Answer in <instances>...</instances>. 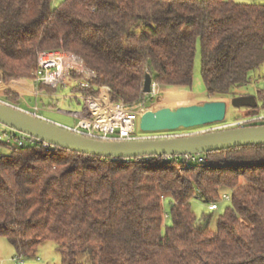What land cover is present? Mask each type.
I'll return each instance as SVG.
<instances>
[{"label": "trees", "instance_id": "1", "mask_svg": "<svg viewBox=\"0 0 264 264\" xmlns=\"http://www.w3.org/2000/svg\"><path fill=\"white\" fill-rule=\"evenodd\" d=\"M52 1L0 0L3 83L31 79L40 52L64 49L97 75L72 91L105 87L113 103L147 107L155 98L142 92L145 74L158 87L188 88L197 47L213 100L244 95L236 90L264 65V3ZM256 93L264 107V90ZM0 97L13 98L5 89ZM0 144L9 147L0 153V236L18 258L53 241L60 264H264V145L199 154V162L102 158L37 139ZM224 188L230 204L211 230L210 215L198 219L190 201L217 203Z\"/></svg>", "mask_w": 264, "mask_h": 264}, {"label": "water", "instance_id": "2", "mask_svg": "<svg viewBox=\"0 0 264 264\" xmlns=\"http://www.w3.org/2000/svg\"><path fill=\"white\" fill-rule=\"evenodd\" d=\"M151 84V76L146 73L142 92L150 93ZM230 103L236 108L250 109L251 116L258 115V102L254 95L235 96ZM226 106L224 100L183 104L174 108L165 106L153 113H143L139 117L138 128L143 132H161L221 123L225 120ZM0 124L48 145L81 154L114 159L197 155L241 146L264 145V124L164 138L101 140L37 117L3 100H0Z\"/></svg>", "mask_w": 264, "mask_h": 264}, {"label": "built area", "instance_id": "3", "mask_svg": "<svg viewBox=\"0 0 264 264\" xmlns=\"http://www.w3.org/2000/svg\"><path fill=\"white\" fill-rule=\"evenodd\" d=\"M31 75V81L36 88L38 85H44L52 90H56L59 85H64L66 80L73 81L78 86L87 87L89 81L97 77L96 73L86 67L80 58L64 49L40 52ZM156 87L155 83L151 84V91L147 94L149 97H154L157 93ZM80 98L83 102V110L75 113L79 121L75 127L70 128L77 133L101 140L164 138L163 136L153 135V133L144 135L136 133L139 117L144 111L142 104L135 107H127L121 101L113 103L110 99L104 98L101 92L97 95L81 93ZM38 110L39 108L35 104L30 113L41 117L37 113ZM260 121H264V114L230 121L226 128L245 126ZM214 130L207 129L202 132ZM19 134L20 136L16 137V135L3 131L0 133V140L10 141L14 139L15 143L20 146L33 144L34 140H36L24 133L19 132ZM186 156H188L190 161H204L203 158L199 157V154ZM222 197L226 200L229 199L228 194H223ZM208 209L216 210L217 203H209Z\"/></svg>", "mask_w": 264, "mask_h": 264}, {"label": "rangeland", "instance_id": "4", "mask_svg": "<svg viewBox=\"0 0 264 264\" xmlns=\"http://www.w3.org/2000/svg\"><path fill=\"white\" fill-rule=\"evenodd\" d=\"M235 2L239 3H257V4H263L264 0H233ZM61 0H53L52 4L57 5L60 3ZM200 64H201V54L200 49L197 47L196 54L194 58V65H193V78H192V84L187 89L191 90V92L195 95V97L191 96H177L174 93H170V89L162 88V87H156V94L154 95L153 102L148 105L147 107H144V114L147 113H153L156 110H158L161 107H177L181 104H186L193 102L194 100H201L203 102L205 101H212L213 98L209 97L206 93V89L201 77L200 73ZM264 74V65L261 66L257 71H255L252 74V81L247 86L241 87L236 90L237 93H241L244 95H254L257 98V89H263L264 90V79L262 78V75ZM1 85V84H0ZM76 85L75 82L66 80L64 85H59L56 90H52L54 94H56V98L54 100H58L57 102V109L61 110H70L67 109L66 106L68 102H70L69 99L66 97L70 94V91H72V86L74 87ZM91 84L88 83V88ZM82 87V86H81ZM0 89H4L0 87ZM45 91V89L43 90ZM73 92V91H72ZM85 94V93H84ZM42 98V97H41ZM43 99V98H42ZM226 102V114H225V120L221 123H213L206 126L201 127H193V128H179L177 130L173 131H161V132H143L138 129V126L136 128V133L139 135L149 134L153 133V135L163 136V137H172V136H180V135H187V134H193V133H199L202 131H205L207 129H224L229 124L228 122L234 121L236 119H243L245 118V113L250 112V109L241 107L236 108L233 107L230 103V98H223ZM40 99V103H41ZM258 102V115L264 114V107L263 103L257 98ZM195 103H201V102H195ZM21 106H24V104L20 103ZM25 107V106H24ZM68 107V106H67ZM52 111H39L44 117H52L57 119H62V116L59 115L57 112V109ZM63 120V119H62ZM67 120V119H64ZM261 122H253L247 125H258ZM73 124V123H72ZM6 131L7 133L16 135V137H19L20 134L18 131H15L13 129H10L2 124H0V133ZM4 142L6 140H3ZM11 144H16L14 139H11L9 141ZM9 151V147L3 144H0V153L6 154ZM223 194H230V190L227 188H224L221 192L220 198L217 200L218 209L214 211H209L208 204L205 203L201 198L194 196L192 197L190 203L191 208L193 212L195 213L196 217L202 221L207 219V217L210 215V218L208 219L209 227L211 230L215 229L216 227V219L217 216L224 212L225 208L230 204L229 200L223 199ZM169 198L165 197L164 199V212L165 214H168L169 211ZM165 223L169 224L170 219L168 217L165 218ZM20 255L16 252L14 247L10 244L8 239L6 237L0 236V264H60L61 263V254L58 250V247L56 243L53 241H46L41 243L35 253L31 256H25L21 255L20 258H18Z\"/></svg>", "mask_w": 264, "mask_h": 264}, {"label": "crops", "instance_id": "5", "mask_svg": "<svg viewBox=\"0 0 264 264\" xmlns=\"http://www.w3.org/2000/svg\"><path fill=\"white\" fill-rule=\"evenodd\" d=\"M0 87L4 88L5 90H9L13 96L11 100H6L3 97H0V100H3L5 102H8L22 110L25 111H32V107L36 104L39 108L38 115L41 116L44 119H47L49 121H52L56 124L73 128L78 123V117L75 115L76 112H80L83 110V102L80 98V92L70 91V94L66 97L70 100L68 102L66 108L70 110H61L57 109V102L58 100H54L56 98V94L54 92L50 91H43L36 88L34 83L31 81V79H18V80H11L8 83H3L0 79ZM73 88V86H72ZM100 92L102 93V96L106 99H110L109 97V91L105 87L100 88ZM170 93H174L177 96H191L195 97V95L191 92V90H188L186 88H179L177 90H170ZM43 99H42V98ZM40 99L42 100L40 103ZM195 102H203L201 100H194L193 102L186 103V104H195ZM20 103L24 104V106H21ZM183 105V104H181ZM57 109V112L59 115L62 116V119L52 118V117H44L39 111H52ZM67 119V120H64ZM73 123V124H72Z\"/></svg>", "mask_w": 264, "mask_h": 264}]
</instances>
